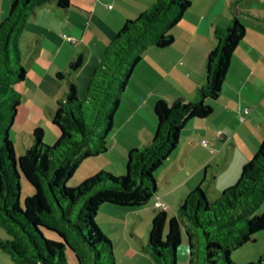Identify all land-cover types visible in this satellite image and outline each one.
<instances>
[{"label":"trees","instance_id":"obj_1","mask_svg":"<svg viewBox=\"0 0 264 264\" xmlns=\"http://www.w3.org/2000/svg\"><path fill=\"white\" fill-rule=\"evenodd\" d=\"M53 1L62 10L70 7V0H11L10 11L0 23V227L10 236L8 240L0 239V250L16 264H70L67 249L75 254L79 264H102L104 256L108 257V264H115L112 242L96 224L100 208L105 204L141 208L155 197V176L176 150L182 130L192 119L209 118L213 109L207 101H218L222 94L232 57L246 34L240 17L259 18L239 10L241 0L233 1L232 22L226 29L215 30L216 45L208 55L205 88L198 90L196 101L179 99L172 105L159 101L154 107L156 131L148 145L129 153L124 174L102 171L76 188H69L67 184L85 160L106 152L114 114L134 69L150 47L163 49L173 44L171 31L189 11L191 1L157 0L149 11L127 21L95 69L83 100L78 98L76 83H70L53 115L59 133L56 143L46 144L43 131L36 130L29 135V148L18 156L9 130L19 105L14 86L25 78L19 37L36 9ZM82 64L83 57L79 56L67 74L75 73ZM22 176L32 188L23 207ZM263 201L264 140L242 168L238 182L219 198L210 202L199 187L183 200L177 218L168 220L166 210L155 209L148 250L158 262L177 264L184 219L192 228L205 232L207 264H234L232 251L255 242V236L264 231V211L257 214ZM78 203L81 208L75 222L71 218L72 206ZM236 211H240L239 222L246 230L231 248L215 238L233 234V226L214 233L208 230ZM189 228L184 231L192 257L195 246ZM45 232L55 234L59 240L48 238ZM74 238L77 239L73 241ZM251 264H264V254Z\"/></svg>","mask_w":264,"mask_h":264},{"label":"crops","instance_id":"obj_2","mask_svg":"<svg viewBox=\"0 0 264 264\" xmlns=\"http://www.w3.org/2000/svg\"><path fill=\"white\" fill-rule=\"evenodd\" d=\"M190 1L191 8L171 31L173 44L163 49L150 47L143 54L114 114L106 152L81 164L72 180L76 186L102 171L124 174L129 153L148 145L156 131L155 105L159 101L172 105L179 99L194 103L198 90L205 88L208 55L216 45L215 30L230 25L235 0ZM156 2L70 0L66 10L55 1L36 9L18 42L25 78L14 86L19 105L9 130L18 156L29 148V135L36 130L43 131L46 144L56 143L59 133L53 115L70 83H76L78 97L83 100L110 43L127 21L137 19ZM10 7L11 0H0V23ZM238 9L259 20L240 17L246 34L232 57L219 100L207 101L213 113L186 124L176 150L156 174L155 197L137 210L141 218L147 214L153 220L157 199L166 205L168 220L177 218L183 200L199 187L206 189L207 195L219 196L238 182L242 168L264 140V0H241ZM63 35L77 43H68ZM79 56L83 57L81 68L68 75L70 64ZM219 131L225 133L223 138ZM100 209L123 212L106 204ZM99 219L98 214L96 224ZM108 225L112 233L122 226L114 220Z\"/></svg>","mask_w":264,"mask_h":264},{"label":"rangeland","instance_id":"obj_3","mask_svg":"<svg viewBox=\"0 0 264 264\" xmlns=\"http://www.w3.org/2000/svg\"><path fill=\"white\" fill-rule=\"evenodd\" d=\"M169 20V19H168ZM163 23V22H162ZM79 98V97H78ZM80 99V98H79ZM156 177V176H155ZM69 188H76V184L71 181L67 184ZM31 186L27 183V181L21 177V195H20V205L23 207L25 199L32 194ZM206 193L208 192L206 189H203ZM221 195V194H220ZM219 195V196H220ZM209 201L215 200L219 198V196L214 197L212 194L207 195ZM155 203V201H154ZM153 203V205H154ZM108 207H112L119 212H113L103 209L99 211L100 219L97 221L98 227L100 230L108 237V239L112 242L113 245V253H114V263L115 264H165V262H158L152 256L150 251L148 250V242H149V233L152 226V219L148 217L147 214H144L143 218L142 214L140 217V213L137 212L138 208H123L114 206L111 204H106ZM81 203L75 204L72 206V220L75 222L78 220V216L80 213ZM264 211V201L261 207L258 209L257 214L262 213ZM171 212V211H170ZM179 213V211H178ZM239 215H241L240 211H236L231 213L226 219H224L221 224L216 225L210 228L208 231L214 233L215 231H225L230 226L235 228V232L233 234L221 235L215 239L223 246H231L233 248L235 245V241L238 237L242 236L243 231L246 230L244 225L239 222ZM110 220H114L116 224L122 225L119 231L111 232L110 226L108 223ZM183 229L189 228L190 234L192 236V243L195 248L193 252L194 256H190V244L189 238L186 232L183 230L182 233V242L177 249V264H207L206 260V241L207 236L202 229L192 228L191 225L187 222V220H181ZM127 222V225L125 224ZM125 225V226H124ZM229 226V227H228ZM116 229V228H115ZM168 232V224L164 229V234L166 235ZM245 232V231H244ZM45 235L48 238L59 240V238L50 232H45ZM0 239L8 240L10 236L7 232L0 227ZM77 239L74 238L73 241ZM214 239V238H213ZM79 243V240L76 241ZM74 243L77 245V243ZM68 259L70 264H79L75 254L70 250H66ZM105 252L103 253V255ZM264 254V231L258 233L255 236V242H249L242 247L236 248L231 253V260L234 264H251L257 263L259 258ZM0 264H16V262L11 258L10 255H7L5 252L0 250ZM193 259L192 262L190 260ZM108 257L104 256L102 258V264L107 263Z\"/></svg>","mask_w":264,"mask_h":264},{"label":"built area","instance_id":"obj_4","mask_svg":"<svg viewBox=\"0 0 264 264\" xmlns=\"http://www.w3.org/2000/svg\"><path fill=\"white\" fill-rule=\"evenodd\" d=\"M63 39H64L65 41H67L68 43L72 44V45H75V44L77 43V40H76L75 38L69 36V35H63ZM247 113H248V111H247ZM218 136H219L220 138H223V137L225 136V133H224L223 131H219V132H218ZM203 145H204V146H207V143L204 141V142H203ZM154 206H155V209H158V210H159V209H160V210H166V209H167L166 205H165L164 203H162L159 199H157V200L155 201Z\"/></svg>","mask_w":264,"mask_h":264}]
</instances>
